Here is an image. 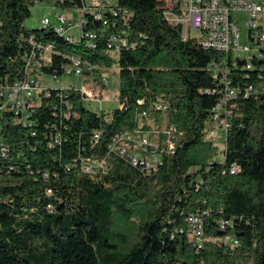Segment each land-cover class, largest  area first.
Returning <instances> with one entry per match:
<instances>
[{
	"label": "trees",
	"instance_id": "obj_1",
	"mask_svg": "<svg viewBox=\"0 0 264 264\" xmlns=\"http://www.w3.org/2000/svg\"><path fill=\"white\" fill-rule=\"evenodd\" d=\"M38 1L0 0V88L30 74L64 75L79 56L98 66H84L89 75L118 68L121 106L92 111L79 87L50 86L25 119L4 107L0 264H264V70L184 39L165 0H118L130 13L115 25L88 15L84 30L97 33L95 47L54 26L27 27ZM121 29L136 48L108 47ZM50 43L51 61L37 69ZM225 60L232 86L260 91L235 98L221 150L205 128L224 87L214 63ZM158 98L165 109L153 106ZM141 124L160 131L162 163L151 173L109 149L116 134ZM164 125L175 129L163 133ZM85 162L103 166L96 172ZM196 212L204 216L201 240L189 234Z\"/></svg>",
	"mask_w": 264,
	"mask_h": 264
},
{
	"label": "built area",
	"instance_id": "obj_2",
	"mask_svg": "<svg viewBox=\"0 0 264 264\" xmlns=\"http://www.w3.org/2000/svg\"><path fill=\"white\" fill-rule=\"evenodd\" d=\"M81 1V7L67 8L70 10L80 9V18L72 16L73 19H69L66 12L59 10L55 14L56 23H53L51 17L46 15L42 19V24L45 27L54 26L74 39L86 38L88 44L95 47L97 33L84 30V25L88 22V15L93 16L96 20H101L105 25H110V23L115 25L119 16L123 18V14L128 15L130 13L128 9L123 10V8L118 7L117 3L111 4L103 0ZM56 6L58 5L56 4ZM240 13L247 15L244 21H241ZM166 14L170 21L182 23L186 27V31L183 32L184 39L191 37L188 33L190 28L199 30L200 36L194 38L205 48L217 49L226 54L230 53L234 65L237 64V55L257 52L258 60L244 63V66L247 69L264 70V0H171L170 4L167 5ZM242 22L245 24L244 26H242ZM243 30L247 31V43L242 41ZM125 34L126 31L123 29L113 31L108 41V47L116 52H120L124 47L136 48L137 40L130 41ZM53 49L54 46L51 43L43 46L42 60H37L34 63L37 69H40L42 64L51 61ZM70 58L72 62L65 66L64 74L81 76L85 73L84 66L98 67L82 60L79 56H70ZM224 64H226V60L221 64L214 63L215 67H218L214 77L220 79L224 83V87L220 90L221 98L213 109L210 122L205 128L206 138L216 142H218L216 136L219 133L224 139L226 138L229 127L228 117L235 107V98L241 94L254 95L260 91L253 84L242 89L238 86H232L229 78L230 69ZM51 76L52 78L57 77L56 74H51ZM90 76L93 77L94 74ZM104 81L109 83L107 78H104ZM79 88L83 93L86 92L84 87ZM49 89L50 86L45 85L38 74L27 75L11 85L1 87L0 116L4 107L9 105L17 114L21 115V119H25L29 114V109L35 107L43 96L50 95ZM153 106L163 109L167 107L160 98L154 102ZM174 129L173 125L169 127L164 125L161 132L170 134ZM94 137L99 139L100 132H96ZM166 142L169 144V149L173 151L174 142L172 139L167 138ZM160 145V131L157 129L147 131L141 124L135 129H125L116 134L109 143V149L126 158L132 164L140 165L143 171L151 173L158 170L162 163L159 152ZM2 150L5 154L6 147H3ZM84 166H94V171L98 172V166L103 165L102 163L85 162ZM237 169L235 166L232 171ZM188 223L190 236L201 240L204 229L203 214L201 212L192 213L188 217Z\"/></svg>",
	"mask_w": 264,
	"mask_h": 264
},
{
	"label": "rangeland",
	"instance_id": "obj_3",
	"mask_svg": "<svg viewBox=\"0 0 264 264\" xmlns=\"http://www.w3.org/2000/svg\"><path fill=\"white\" fill-rule=\"evenodd\" d=\"M102 1V0H95ZM115 4L118 0H103ZM166 5L170 4L171 0H165ZM55 5V6H54ZM66 12L69 19L72 16L77 18L81 17V10L74 8L72 10L56 6L54 0H40L32 7V15L25 20V25L29 28H40L42 27V19L49 15L53 23H56L55 14L56 11ZM247 17L246 14L240 13L241 21H244ZM245 24L242 22V26ZM189 30V29H188ZM186 31L184 26L183 32ZM189 35L191 37H199L200 32L197 29L190 28ZM242 41L247 43V31L243 30ZM96 75L91 77L89 74L83 73L81 76H76L73 74L65 73L64 75L52 78L48 73L40 74L42 82L45 85L61 88V87H84L87 92V97L85 98L86 106L92 111H101L111 110L117 106H121L116 97V87L119 82L118 79V68L114 66L113 68H101L99 72L95 73ZM109 79V83H105L104 78ZM218 143L221 150L225 148L224 138L219 133ZM218 159L223 158L221 153L217 157Z\"/></svg>",
	"mask_w": 264,
	"mask_h": 264
},
{
	"label": "bare ground",
	"instance_id": "obj_4",
	"mask_svg": "<svg viewBox=\"0 0 264 264\" xmlns=\"http://www.w3.org/2000/svg\"><path fill=\"white\" fill-rule=\"evenodd\" d=\"M244 56H245V59L247 60V63H249V61H254L255 59H258V53L257 52H248L247 55H244ZM100 167H102V166H100Z\"/></svg>",
	"mask_w": 264,
	"mask_h": 264
}]
</instances>
